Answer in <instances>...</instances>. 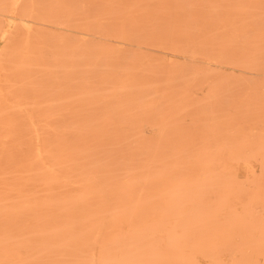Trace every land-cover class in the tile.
I'll list each match as a JSON object with an SVG mask.
<instances>
[{
	"label": "rangeland",
	"instance_id": "obj_1",
	"mask_svg": "<svg viewBox=\"0 0 264 264\" xmlns=\"http://www.w3.org/2000/svg\"><path fill=\"white\" fill-rule=\"evenodd\" d=\"M49 1L46 0L45 5V0L44 2L42 0L43 3L38 1L39 3L36 2L38 5L35 7L28 5L27 0H19L18 2L12 0L7 5L0 3V68L3 65L6 68V75L2 74L6 77L0 79V94L4 93L3 96H5L9 89L8 82L16 79V76L12 77L15 75L14 73L17 74V77L19 75L17 81L21 85L24 83L23 87L26 85L32 87L33 80L35 83L32 84L33 88L38 87L37 90L27 86L24 89L25 92H19L20 96L18 93H15V96L12 94L14 97L12 100L19 101L18 103L11 101L10 93L5 96L7 99L10 96L5 110L8 109L9 113V109L13 108L10 110L11 114L12 111L14 114L19 111V115L9 114V116L15 117L11 119L16 121V125H14L6 111L2 114V123L4 125L6 123V126H2L3 130H0V136L1 132L4 133V136L2 135L0 138V264H182V262L183 264H264V0H62L65 4L61 0L60 4L59 1L52 0L50 1L52 5ZM54 3L58 6L56 7ZM53 5L54 10L57 9L58 13L56 10L54 14ZM193 5L196 6L197 10ZM74 6L75 8H72ZM66 8L70 14L65 13ZM76 10L78 11L75 12ZM248 14H250L249 17L251 15L252 17L249 18ZM62 16H67L65 17L67 19ZM60 18L63 21L65 19V22ZM248 27L249 29H246ZM246 30L248 31L245 32ZM37 33L40 36L42 34L47 36L46 38L52 43L54 42L53 44L58 42L54 45L56 49L51 45V42L48 43L49 46L53 47L50 49L52 47L48 48L47 42H43L48 40L42 36L44 40L41 39V41L44 44H42L44 49L37 45L41 49H38V52L37 47L34 46L38 53L51 54V57L49 56L46 61L52 71H45L48 68V63H43L44 59L48 57L36 53L35 50L33 53L38 54L40 60L43 59V63H41L44 66L39 63L31 67L32 70L21 67L17 71L16 65L20 61L19 58L30 55V51L28 52L22 47V38L29 34L40 39L41 37ZM189 33H192L191 37L185 35H189ZM63 37L70 42L72 41L69 42L71 45L66 41L64 42ZM73 41H78L74 42L76 46L73 45ZM80 41L85 43H80L84 46L80 47L81 49L78 46ZM62 43L67 44V48L66 46L63 47V49H67V52L66 49L62 50L60 47ZM56 45H60L58 46L60 48ZM77 46L78 48H76ZM89 46L93 49L91 48V50ZM47 49L49 50L47 51ZM18 50L19 52H16ZM52 50L58 53L52 52ZM61 50L64 52L61 53ZM72 51L76 54L73 55L74 52ZM18 53L21 54L17 55ZM57 54L59 57L56 56ZM63 54H71L72 56L67 55L66 58ZM8 55H10V61H14L16 64L10 62L9 58L7 59ZM62 55L63 57H61ZM60 57L64 60L67 59L66 61L72 64L63 60L64 63L60 64ZM50 59L53 65L50 64ZM55 60L56 62L59 60L57 65H61L60 68L54 67ZM50 65L52 66L50 67ZM9 67L12 68L9 69ZM61 67H63L62 70ZM42 69H44L42 71L44 74L40 73ZM56 69L59 70L57 73L60 72L59 78L62 76L64 80L68 75L67 77L70 76L68 79L74 80V82L72 81L74 85L70 81L67 85L69 87L66 86L65 90L69 88L70 92L63 90L62 87V85L68 84L67 81L69 80H66L67 77L64 82L61 81L62 79H58L55 73ZM63 70L66 71L67 75ZM24 72L30 73L28 77L24 75ZM53 72L54 75L51 74ZM48 73L51 77L47 75ZM175 73L179 80L174 78ZM46 76L49 78L46 79ZM40 78L42 82L38 80ZM45 80L48 81L47 84ZM22 81L23 83H21ZM58 81L61 88L54 89L51 87V85H58ZM174 81L177 82L173 83ZM43 83L47 87L45 84L43 86ZM70 85L74 89L76 87L75 90H72L76 91L73 92L74 94L71 93ZM42 87L49 89L44 90L47 96L41 93ZM218 87L220 88L218 89ZM50 88H53L52 93L53 90L59 91L49 95ZM39 90L41 91L39 92ZM64 92L68 95L71 93L72 96L67 95L66 97L69 98H64V96L63 100L62 97L60 98V94ZM23 94H28L29 97ZM54 94L56 99L53 98ZM56 94H59L58 98ZM217 94L218 97L215 98ZM39 95H42L43 98ZM17 96L21 99L19 100ZM34 97L36 99L41 97L38 100L40 103L46 101H44L46 104L43 105L44 110H42L40 103L37 106ZM168 97L169 100H167ZM170 99H173L171 100L173 102ZM30 100L34 102L33 106L36 104L35 113H32L34 108L32 109L33 106H30L32 105ZM47 101L48 103L51 102L50 106ZM189 103H193L191 108ZM25 105H27V109ZM214 105L219 115H216L217 113L213 109ZM38 107L39 109H37ZM29 108L32 109V112L28 110ZM24 109L34 116L31 115L30 117V114ZM26 115L34 118L35 121L28 118L29 122L31 120L30 124L26 120ZM24 116L26 121L24 118L20 119ZM49 118L54 124L48 122ZM19 119L24 128L20 126ZM36 119L40 120H37V123L41 122L42 125L37 126ZM43 120L47 121L44 122ZM165 120L168 130L163 127ZM220 121L221 124H219ZM7 123L9 124L8 127ZM46 123L52 125L49 124V126ZM219 125L221 128L217 129ZM16 126L19 127V130ZM205 126L208 127L207 129L209 126L213 128L209 131ZM134 127L136 130L132 129ZM4 128H9L8 132ZM29 128H32L31 130L34 132L36 131V134L31 130H29L31 134L25 131L26 129L28 131ZM48 128L54 130L52 141L55 139L53 141L55 145L52 144V146H55V149H53L54 147L50 148L51 143H53L50 138L53 136ZM201 128L206 130L203 129V131ZM10 130L16 133L13 134ZM22 130L25 134L29 133L26 138H24L25 134ZM122 135L124 136L122 137ZM12 136H17L15 141H11L10 137ZM44 136L46 137L45 140ZM224 137L230 143L237 145V152H232L229 144L223 143V145L219 141L223 140ZM129 139L131 140L129 143L132 145L129 150H135L131 154L138 152L134 156L137 161L136 166H134L136 162L134 157L129 155L130 151H127L126 145L129 144L127 142ZM170 139H172V143L166 141ZM46 140H48L49 146H47ZM43 145L46 146L47 151H50L48 154H51L47 156L48 159H44L43 156L44 161H38L37 154L41 152L40 148L42 147V152L46 149L43 148ZM133 146L138 147V151ZM116 148L121 150L119 155L115 152ZM124 148H127L125 149L127 155L123 152ZM132 148L134 149L131 150ZM168 151L169 153L171 151L172 156L167 154ZM149 152L152 159L149 157ZM121 154L124 155L121 156ZM199 154L201 159H199ZM107 155H109L108 158ZM115 155L120 156L122 164L119 163V158ZM127 156L132 157L134 161L132 162L131 158L128 157L133 163V165H129L131 170L128 169L130 160L126 159ZM138 156L140 157L137 160ZM188 158V163H192L193 159L195 166L187 165L186 160ZM203 160L206 161L203 162ZM209 160L210 162H208ZM197 162L201 165L202 163L206 164L205 166L203 164L206 169H203ZM121 165L125 169L120 167ZM186 165L189 167L188 169ZM132 166L134 168L144 166L143 168L146 167L145 170L148 168L153 170L150 179V175L144 176L142 174L138 175L139 178L136 177L139 181L134 180L138 183L141 182L140 187H136L137 190L134 188L135 193L138 196L141 195L140 201L142 202L139 205L136 202L138 199H135L137 196H134L133 191L136 184L132 185L130 177H127L130 171L134 169ZM193 166L195 170L200 168L206 173L199 170L195 171ZM184 167L186 168L184 169ZM33 168L37 172L32 170ZM38 169L40 170L38 171ZM70 170L71 173L69 174ZM162 170H167V173L160 176L161 172L159 171ZM189 170L192 171L189 172ZM179 172L184 173V177H186V173H189L188 179L185 178L186 181L190 180V182L187 181L189 186L182 185V181L185 180L182 175L180 180L182 178L183 180L179 184L180 180L176 178L179 177ZM193 172L197 175L195 176ZM41 173L43 174L41 175ZM102 174L106 177L101 176ZM100 176L101 181H99ZM140 176H143L141 181ZM221 176L223 179L229 177L224 181L220 179ZM106 178L107 182L113 186L108 183L106 186ZM126 178L128 179L126 180ZM210 178H212L210 182L215 184H208L209 181L206 179ZM102 179H105L103 180L105 183H102ZM214 179L218 181H214ZM199 180L204 181L202 183ZM191 181L192 185L197 181L199 187L198 185L195 186L198 187L196 189L200 190L199 192H196L195 189L193 191L192 185L190 186ZM205 181L208 182L209 186L205 183V186L201 187L200 185H204ZM96 182L98 183L96 184ZM123 182L124 185L122 186ZM223 184L226 186L224 187ZM148 185L151 186L149 189ZM168 185L174 187V189L170 188L174 192L168 191L170 190L167 188ZM180 185L183 186L182 189L186 186L191 187L193 193L188 191L189 195H181L184 191L181 190ZM98 186H101L102 192L98 190ZM218 186L222 188L217 189ZM106 187L108 188L106 189ZM204 187L207 188L204 189ZM208 187H211L212 192ZM223 187L224 190L222 191ZM122 189L124 190L120 192ZM187 190L189 189L187 188ZM105 191L106 195L104 194ZM154 191L157 193V197ZM119 192L121 199L117 198ZM169 192L173 194L171 198ZM188 192L185 190V193ZM206 192H209L210 195ZM214 192H216V196ZM201 193H203L202 196H200ZM88 194L89 196H87ZM204 194L207 195L205 198L213 199V201L210 200L215 204H212V212L208 207V205L211 206L208 204L210 201H205L203 198L204 201L202 202ZM161 195H165L166 198L164 196L163 199ZM221 195L224 196L220 198V201L217 196L220 197ZM91 197L95 198L94 201ZM112 198L121 200H118L121 205L118 206V201L115 203ZM198 198L201 199V202ZM100 199L105 203L103 202V204ZM156 199L158 202L160 199L162 201L160 202L162 204H159V206L162 205L161 209H158L161 217L157 215L158 211L156 210L159 206ZM90 200L93 203L91 205L89 204ZM192 200L193 202H189ZM167 202L169 203L167 204ZM197 202H200L201 205ZM85 203L94 209L87 208L88 205ZM133 203L134 206L136 204L138 206H132ZM114 204L117 206L114 207ZM166 204L168 210L169 208L172 209V213L170 212L172 215L167 217L168 220L165 216H168L169 213L166 212L167 215L164 214L165 211L160 212L163 208L166 210ZM205 205H207L208 212L202 210L203 208L206 209ZM118 207L122 208L117 210ZM183 208L185 209L184 213ZM67 210L68 215H66ZM197 210L198 212H196ZM199 211L202 212L199 214ZM138 212L141 213L140 217ZM193 212L194 215L198 213L195 216L196 220H199L198 216L200 219L202 218L199 220L201 221L198 223L199 226L198 221H194ZM118 213L119 215L128 214L126 217L123 215L125 218H121L122 215L117 217L121 221V229L124 228L117 231L113 226L117 222L119 223L114 218ZM206 214L213 215L214 219L209 218ZM186 216L188 219H184ZM236 217V221L241 218L239 228L240 224L237 222V226L234 223L235 228L233 227ZM148 218L150 221H147ZM158 218L168 221L166 223V220H163L166 223L163 225V227L166 226L165 229H160L162 225H158L157 222L163 223V221ZM123 219L126 220L123 221ZM196 224L200 228V234L198 229L195 230ZM150 226L151 229H149ZM117 227L119 228V225ZM136 227L137 229H135ZM148 229L149 231H146ZM124 230L129 232H124ZM186 231L187 233H185ZM126 238L129 240L127 241ZM40 243L49 245L44 253H42L43 251L38 253L41 247ZM127 244L131 245L128 246ZM166 244L168 245L166 246ZM157 245L158 247H156ZM195 246H199V248L196 247L198 250L195 249ZM159 247H161L160 252L157 251ZM182 254H184V258L181 256Z\"/></svg>",
	"mask_w": 264,
	"mask_h": 264
},
{
	"label": "bare ground",
	"instance_id": "obj_2",
	"mask_svg": "<svg viewBox=\"0 0 264 264\" xmlns=\"http://www.w3.org/2000/svg\"><path fill=\"white\" fill-rule=\"evenodd\" d=\"M9 1H12V0H0V3H1L2 5H7V4L9 3ZM16 1L18 2L19 0H16ZM38 1H39V2L41 1V3L44 2V0H43V2H42V0H38ZM38 1H37V0H27V4H28V5H31L32 7H35L36 5H38L37 3H39ZM50 1H52V0H50ZM50 1H49V2H50ZM57 1H59V2H58L59 4L61 3L60 0H57ZM61 1H62V0H61ZM64 1H65V0H64ZM241 1H242V0H241ZM36 2H37V3H36ZM55 2H56V1H55ZM62 2H63V1H62ZM258 2H259V1H258ZM45 4H46V0H45V2H44V5H45ZM50 4H51V2H50ZM63 4H65V3L63 2ZM40 5H41V4H40ZM40 5H39V6H40ZM47 5H48V4H47ZM51 5H52V4H51ZM51 5H50V6H51ZM54 5H55V3H54ZM54 5L52 6V7H53L52 9H53V12H54V14H55L57 9L54 10ZM258 5H259V4H258ZM55 6L57 7L58 5H55ZM193 6H194V5H193ZM194 7L196 8V6H194ZM72 8H75V6L72 7ZM72 8H71V10H72ZM177 8H178V7H177ZM59 9L61 10V8H59ZM67 9H68V8L65 9V10H66L65 13L68 12ZM77 9H78V8H77ZM178 9H179V8H178ZM196 10H197V8H196ZM77 11H78V10H76L75 12H77ZM72 12H74V11H72ZM72 12H71V13H72ZM57 13H58V10H57ZM68 13L70 14V12H68ZM253 14H254V13H253ZM64 15H65V14H64ZM243 15H245V14H243ZM249 15H250V14H248V17H249ZM255 15H256V14H255ZM60 16H61V14H60ZM67 16H68V15H67ZM67 16H65V17H67ZM246 16H247V15H246ZM55 17H56V16H55ZM55 17H54V18H55ZM62 17H63V16H62ZM65 17H63V18H65ZM250 17H252V15H251ZM250 17H249V18H250ZM254 17H255V16H254ZM57 18H58V15H57ZM57 18H56V19H57ZM245 18H246V17H245ZM60 19H61V18H60ZM65 19H67V18H65ZM65 19H64V21H63L62 19H61V20H62L63 22H65ZM243 20H244V19H243ZM249 20H252V19H249ZM168 21H169V20H168ZM241 21H242V18H241ZM247 21H248V19H247ZM252 21H254V20H252ZM252 21H251V22H252ZM261 21H262V20H261ZM138 23H140V22H138ZM241 23H244V22H241ZM246 23H247V22H246ZM246 23H245V24H246ZM245 24H244V25H245ZM252 24H253V23H252ZM242 25H243V24H242ZM244 25H243V26H244ZM250 25H251V24H250ZM251 26H252V25H251ZM249 27H250V26H249ZM249 27L246 28V29H249ZM97 28H98V27H97ZM253 28H254V27H253ZM100 29H101V28H100ZM154 30H155V29H154ZM152 31H153V30H152ZM247 31H248V30H246L245 32H247ZM260 31H262V30H260ZM260 31H259V32H260ZM153 32H155V31H153ZM250 32H251V28H250ZM252 32H253V31H252ZM248 33H249V32H248ZM248 33H247V34H248ZM29 34H30V33H29ZM29 34L26 35V36H24V37L22 38V41H23V42H21V41H20V42L22 43V47H23L24 49L28 50V52L30 51V52H29L30 55H29V56L27 55L26 57L24 56L25 58H19L20 61H19V63L16 65V66H17V68H16L17 71L20 70L19 68H21V67H22L23 69H24V67L30 69V68L33 67L35 64H39V63H41V62L43 63V59L40 60L41 58L38 57V54L43 55V56L45 55V53H43V54H41V52L38 53L39 50H41V49L43 48V45H44L43 42H45V43L47 42V45H48V46H49L48 43L51 42V45H52L53 47H54L55 44L58 43L57 41H55V42H57V43L53 44L54 42L52 43V41H49V40L46 38L47 36H44V34H42V35L40 36V34L37 33V34L41 37V38L39 37L40 39H38L37 37L35 38V35H33V36H34V37H33V36L29 35ZM37 34H36V35H37ZM191 34H192V33H191ZM191 34L189 33V35H188V34H185V35L190 36ZM42 36H44V37L46 38V40H48V41H45L44 39H42ZM191 36H192V35H191ZM191 36H190V37H191ZM217 36H219V35H217ZM63 38H64V37H63ZM261 38H262V34H261ZM261 38H260V39H261ZM41 39L44 40V41L42 42ZM58 39H59V38H58ZM64 39H65V38H64ZM64 39H63V40H64ZM65 41H66V43H67V42H68V43L70 42L69 40H66V39L64 40V42H65ZM71 42H72V41H71ZM71 42H70V43H71ZM74 42H78V41H73V43H74ZM21 43H20V46H21ZM70 43H69V45H71ZM80 43H81V41L78 43L79 48H80V47H84V46H82L81 44H85V43H81V44H80ZM35 44H36V45H35ZM42 44H43V45H42ZM64 44H65V43H64ZM64 44L62 43L61 46H60V45H58V46L62 47V50H65V49L67 48V46H66L67 44H65V45H64ZM76 44H77V43H76ZM79 44H80L81 46H80ZM37 45H38L41 49H39V48L37 47ZM47 45H46V46H47ZM73 45H75V43H74ZM20 46H18L19 49H20ZM34 46L37 47V50L39 49L38 52H36V50L34 49V48H35ZM48 46H47V47H48ZM52 46H49L48 48H50V47H52ZM56 46H57V45H56ZM58 46H57V47H58ZM65 46H66V48L63 49V47H65ZM75 46H76V45H75ZM78 46H77L76 48H78ZM22 47H21V48H22ZM53 47L50 48V49H53ZM60 47H58V48H60ZM54 48H55V47H54ZM69 48H70V47H69ZM73 48H74V47H73ZM85 48H86V47H85ZM89 48H90V49H91V48L93 49V47H91V46H89ZM89 48H88V49H89ZM11 49H14V48H11ZM24 49H23V50H24ZM43 49H44V48H43ZM55 49H56V48H55ZM80 49H81V48H80ZM92 49H91V50H92ZM20 50H21V49H20ZM34 50H35V52L38 53V54H36L35 52L33 53ZM45 50H46V49H45ZM48 50H49V49H47V51H48ZM58 50H59V49H58ZM62 50H61V53L64 52V51L62 52ZM83 50H84V49H83ZM86 50H87V49H86ZM53 51H55V50H52V52H53ZM65 51L67 52V49H66ZM94 51H95V50H94ZM10 52H11V50H10ZM16 52H19V50L16 51ZM49 52H50V51H49ZM55 52L58 53L57 51H55ZM68 52H69V49H68ZM72 52H74V51H72ZM83 52H84V51H83ZM14 53H15V52H14ZM46 53H48V52H46ZM50 53H51V52H50ZM50 53H49V54H50ZM56 53H55V54H56ZM11 54H12V52H11ZM11 54H10V55H11ZM20 54H21V53H18L17 55H20ZM31 54H32V55H31ZM59 54H60V52H59ZM75 54H76V53L74 52L73 55H75ZM10 55H8L7 59L10 57ZM12 55H13V54H12ZM63 55H64V54H63ZM63 55H62L61 57H63ZM67 55H69V54H66V55H64V56H66V58H67ZM43 56H42V57H43ZM46 56H47L48 58H45V59H44V63H43V64L48 63L46 60L49 59V56L51 57V54H50V55H45V57H46ZM56 56L59 57L58 54H57ZM69 56L71 57L72 55L70 54ZM85 56H86V55H85ZM61 57H60V58H61ZM73 57H74V56H73ZM73 57H72V58H73ZM80 57H81V56H80ZM83 57H84V55H83ZM13 58H14V57H13ZM39 58H40V59H39ZM43 58H44V57H43ZM60 58H58V59H60ZM15 59H17V58H15ZM81 59H83V58H81ZM10 60H11V59L9 58V61H10ZM17 60H18V59H17ZM60 60H61V62H59V60L57 61V62H59L60 64H61V63H64V62H66V63L69 62V61H66L67 59L64 60V59L61 58ZM62 60H63L64 62H62ZM69 60H70V59H69ZM71 60H72V59H71ZM76 60H77V58H76ZM79 60H80V58H79ZM45 61H46V62H45ZM73 61H74V58H73ZM6 62H7V61H6ZM6 62H5V64H6ZM10 62L15 63L14 61H10ZM49 62H51L50 64H52L51 59H50ZM55 62H56V60L54 61V63H55ZM57 62H56V64H54V67L56 66L55 68L61 66V65L58 66L57 64H59V63H57ZM79 62H81V61H79ZM110 62H111V61H110ZM8 63H9V62H8ZM8 63H7V64H8ZM42 63H41V65H43ZM66 63H65V64H66ZM69 63H71V62H69ZM15 64H16V63H15ZM71 64H72V63H71ZM81 64H82V63H81ZM9 65H10V64H9ZM13 65H14V64H13ZM46 65H47V64H46ZM46 65H45V66H46ZM52 65H53V64H52ZM52 65H50V67H51ZM73 65H74V64H73ZM76 65H78V63H76ZM37 66H38V65H37ZM43 66H44V65H43ZM62 66L64 67L65 65H62ZM74 66H75V65H74ZM40 67H41V66H40ZM47 67H48V68H47ZM47 67H46L47 69H45L46 72H47V71L49 72V70L52 71V70L49 68V63H48V66H47ZM63 67H61V70H62ZM131 67H132V66H131ZM11 68H12V67H9V69H11ZM34 68H35V67H34ZM59 68H60V67H59ZM59 68H58V69H59ZM66 68H67V67H66ZM5 69H6V68L4 67V65L0 68V79H1V77H2V78L4 77V75H2V74H5V75H6V70H5ZM28 69H27V70H28ZM36 69H37V68H36ZM58 69L55 70V73L57 74L56 76H58V77H57L58 79H62V78H63L62 76H61V78H59V76H60L59 73H60V72L57 73V72L59 71ZM77 69H78V68H77ZM130 69H131V68H130ZM14 70H15V69H14ZM25 70H26V69H25ZM31 70H32V68H31ZM31 70H29V71H31ZM38 70H40V69H38ZM43 70H44V69H42L40 73H43V72H42ZM57 70H58V71H57ZM61 70H60V71H61ZM103 70H104V69H103ZM23 71H24V70H23ZM33 71H34V70H33ZM35 71L37 72V70H35ZM63 71L66 73L65 70H63ZM63 71H62V75H63ZM147 71H148V70H147ZM11 72H12V71H11ZM11 72H9V74H12V73H13V72H12V73H11ZM15 72H16V71H15ZM21 72H22V69H21ZM27 72H28V71H27ZM46 72H45V74H46ZM24 73H25V72H24ZM34 73H35V72H34ZM55 73L53 72V73H51V74L54 75ZM9 74H8V75H9ZM14 74H15V75H12V77H15V76H16V79L13 78V79H15V81H12V79H10L12 82H10V81L8 82V83H9V89L7 90V93H10V94H11L10 96H12V94H14V96H15V93H18L19 96H20V93H19V92H25L24 89H25L27 86H29L30 89L33 88V85H32V84H35V83H34V80H33V82H32V79H33V78L31 79V82H32L31 86H32V87H30V85H26L25 87H23V85H24L23 81L21 82V83H23V85H21V84L19 83V81H17V78L19 77V75H18V77H17V74H16V73H14ZM18 74H19V72H18ZM28 74H30V73H25L24 75H25V76L27 75L26 77H28ZM36 74H38V73H36ZM36 74H34V76H35ZM43 74H44V73H43ZM47 75H49V73H48ZM53 75H52V76H53ZM65 75H67V73H66ZM37 76H38V75H37ZM39 76H40V75H39ZM39 76H38V77H39ZM42 76H43V75H42ZM49 76L51 77V75H49ZM49 76H46V77H47L46 79H48ZM67 76H68V75H67ZM67 76H66V77H67ZM5 77H6V76H5ZM5 77H4V78H5ZM9 77H10V75H9ZM9 77H8V78H9ZM20 77H21V76H20ZM22 77H23V76H22ZM29 77H30V76H29ZM31 77H32V75H31ZM31 77H30V78H31ZM35 77H36V76H35ZM35 77H34V78H35ZM66 77H65V78H66ZM10 78H11V77H10ZM36 78H37V77H36ZM65 78H64V80H65ZM68 78H70V76L67 77L66 80H67ZM174 78H175V79L178 78V77H176V73H175ZM26 79H27V78H26ZM42 79H44V78H42ZM58 79H56V80H58ZM156 79H157V78H156ZM18 80H19V79H18ZM20 80H21V79H20ZM38 80H40V82H42V81H41V78L38 79ZM38 80H37V81H38ZM64 80L62 79L61 81L64 82ZM68 80H69V81H67L68 84H66V85L64 84L65 86L62 85L63 82L61 83L62 87L64 88L63 90L66 89V86L69 85L70 81H71L72 84H73V82H74V80H70V79H68ZM150 80H151V79H150ZM177 80H179V79H177ZM27 81H28V79H27ZM45 81H46V80H45ZM49 81H50V79H49ZM72 81H73V82H72ZM153 81H154V80H153ZM40 82H38V83H40ZM43 82H44V80H43ZM47 82H48V81H46V84H47ZM58 82H59V81H58ZM58 82H57V83H58ZM175 82H177V81H174L173 83H175ZM57 83H56V84H57ZM65 83H66V82H65ZM44 84H45V83H43L42 85L44 86ZM46 84H45V85H46ZM52 84H53V83H52ZM50 85H51V82H50ZM50 85H49V86H50ZM73 85H74V84H73ZM40 86H41V85H40ZM49 86H48V87H49ZM56 86H58V87H56ZM46 87H47V85H46ZM46 87H45V89H44L43 87H42L43 89L41 88V90H43L41 93H44V95H46V92H44V90H45V91L49 90V89L46 88ZM51 87H53L54 89H55V88L58 89V88L60 87V82L58 83V85H55V86H54V85H53V86L51 85ZM67 87H69V86H67ZM70 87H71V91L76 89V87H75V89H74V88L72 87V85H70ZM221 87H222V86H221ZM29 88H28V89H29ZM37 88H38V87H35V88H33V89H37ZM53 88H52V89H53ZM60 88H61V87H60ZM72 88H73V89H72ZM219 88H220V87H218V89H219ZM50 89H51V88H50ZM52 89H51L50 93H49V91H48V94H49V95L55 93L56 90H53L54 92L52 93ZM147 89H148V88H147ZM218 89H217V92H218ZM223 89H224V88H223ZM37 90H38V89H37ZM41 90H39V92H40ZM67 90L69 91V88H67ZM67 90H65V91H67ZM34 91H36V90H34ZM58 91H59V90H57L56 92L58 93ZM147 91H149V90H147ZM26 92H27V91H26ZM69 92H70V91H69ZM69 92H68V93H69ZM73 92H76V91H72L71 93H73ZM7 93H6V94H7ZM37 93H38V92H37ZM71 93H70V94H71ZM3 94H4V93H3ZM3 94H2V93L0 94V118H1V120H0V128H1V129H0V130H3V127L6 126V123H5V125H4V123H2V122H3V118H2L3 115H2V114L6 111V110H5V109H6V104H7L8 100H10V99H9L10 96H9L8 99H7V98L5 97L6 94H5V96H3ZM18 94H17V95H18ZM21 94H22V93H21ZM35 94H36V93H35ZM62 94H63V95H62ZM64 94H65V92H64V93H61V94H60V95H61L60 98L62 97V99H63L64 96H65L64 98H69L70 96H72V94H71V95H70V94H69V95H68V94H65V95H64ZM73 94H74V93H73ZM23 95H24V94H23ZM23 95H21V96H23ZM36 95H37V94H36ZM49 95H48V96H49ZM58 95H59V94H58ZM58 95L56 94V97H57ZM67 95H68L69 97H66ZM75 95H76V94H75ZM219 95H220V94H219ZM24 96L29 97L28 94H27V95H24ZM39 96L42 97V95H39ZM46 96H47V95H46ZM17 97H18V96H17ZM41 97H39V99H41ZM169 97H170V95H169ZM169 97H168L167 100H169ZM216 97H218V94H217V96H215V98H216ZM12 98H14V97H13V96L11 97V101H14V100H12ZM22 98H26V97H22ZM42 98H43V97H42ZM48 98H50V97H48ZM51 98H52V96H51ZM51 98H50V99H51ZM53 98L56 99V98H55V94H54V97H53ZM57 98H58V97H57ZM170 98H171V97H170ZM18 99L20 100L21 98L18 97ZM33 99H34V101H35V100L37 101V102H36V101H35V102H36V104H37V106H38V103H40V101H38L39 99H38V98L36 99L35 97H34ZM50 99H49V100H50ZM42 100H43V99H42ZM42 100H41V101H42ZM49 100H48V101H49ZM52 100H53V99H52ZM52 100H51V102H53ZM63 100H64V99H63ZM171 100H173V99H170V101H171ZM179 100H180V99H179ZM219 100H220V98H219ZM30 101H31V100H30ZM44 101H45V100H44ZM44 101H42V102L40 103V104L42 105V107H41V105H40V107L42 108V110H44V109H43V107H44L43 105L46 104V103H45L46 101H45V102H44ZM48 101H47V104L50 106V103H51V102L48 103ZM57 101H58V100H57ZM59 101H60V100H59ZM14 102H16V101H14ZM18 102H19V101H17L16 103H18ZM31 102H32V101H31ZM43 102H44V103H43ZM54 102H55V100H54ZM171 102H173V101H171ZM214 102L217 103L216 100H214ZM12 103H13V102H12ZM57 103H58V102H57ZM190 103H191V102H190ZM190 103H189V107L191 108V105L193 106V103H192V104H190ZM211 103H212V102H211ZM19 104H20V103H19ZM23 104H24V102H23ZM25 104H26V103H25ZM28 104H29V103H27V105H28ZM33 104H34V102H32V105H30V106L32 107ZM36 104H35V106H36ZM213 104H214V103H213ZM217 104H218V103H217ZM27 105H25V107H26ZM173 105H174V104H173ZM207 105H208V104H207ZM215 105H216V104H215ZM215 105H214V106H215ZM17 106H18V104H17ZM28 106H29V105H28ZM35 106L32 107V109L34 108L33 112H32V109H30L31 107H30L28 110H30L32 113H35V112H36V111H35V110H36V107H35ZM217 106H219V105H217ZM12 107H14V105H12ZM19 107H20V105H19ZM25 107H24V108H25ZM45 107H46V105H45ZM207 107H208V106H207ZM9 108H11V107H9ZM17 108H18V107H17ZM17 108H16V109H17ZM20 108H21V107H20ZM41 108H40V110H41ZM82 108H84V107H82ZM190 108H189V109H190ZM219 108H220V107H219ZM219 108L217 109L218 111H219ZM26 109H27V107H26ZM26 109H24V110H26ZM37 109H39V107H38ZM213 109H215V111H216V106H215ZM213 109H212V110H213ZM10 110H13V108L9 109V113H8V109H7L6 112L8 113V116H9V114H10V115L13 114V115L15 116V115H17V114L19 113V111H18V113H16V111L14 110V112H15L16 114H14L13 111H12V114H11ZM93 110H94V109H93ZM190 110H191V109H190ZM22 111H23V110H22ZM26 111H27V110H26ZM20 112H21V111H20ZM89 112H90V111H89ZM7 113H6V114H7ZM27 113L30 114V115H29L30 117H31V115H33V114L29 113V111H27ZM87 113H88V112H87ZM198 113H199V112H198ZM208 113H209V112H208ZM216 113H217L216 115H219V114H218L219 112L216 111ZM25 114H26V112H25ZM18 115H19V114H18ZM209 115H211V114H209ZM228 115H229V114H228ZM29 116L27 117V115H26L27 119L25 118V116L22 117V118H20V119H23V118H24V120L26 119V120L28 121V118H29V119H32V121H35V120H33L34 118H30ZM33 116H34V115H33ZM52 116H53V115H52ZM55 116H56V115H54V117H55ZM192 116H193V114H192ZM197 116H198V115H197ZM242 116H243V115H242ZM4 117H6V115H4ZM9 117H11L10 120L15 118V117L13 118V116H9ZM9 117H8V118H9ZM17 117H18V116H17ZM17 117H16V118H17ZM8 118H6V119H8ZM55 118H56V117H55ZM55 118H54V120H55ZM57 118H58V117H57ZM92 118H93V117H92ZM229 118H230V116H229ZM20 119H19V120H20ZM141 119H142V118H141ZM169 119H170V118H169ZM197 119L199 120L200 118L198 117ZM245 119H246V118H245ZM15 120H16V119H15ZM24 120H23V122L26 121V120H25V121H24ZM37 120H38V119H36V125L39 126V124H41V122H40V123H39V122L37 123ZM54 120H53V122H54ZM57 120H58V119H57ZM167 120H168V119H167ZM228 120H229V119H228ZM11 121H13V120H11ZM11 121H10V123H11ZM38 121H40V120H38ZM43 121L46 122L47 120H43ZM106 121H107V120H106ZM216 121H217V120H216ZM216 121H215V124L218 123V121H217V123H216ZM13 122H14V125H16V121H13ZM28 122H29V121H28ZM30 122H31V120H30ZM30 122H29V123H30ZM48 122H51V123H52V119H51V121H50V118H49ZM206 122H207V121H206ZM211 122H212V120H211ZM19 123H21L20 126H22V127L24 128V126L22 125L23 123H22L21 120H20ZM42 123H43V122H42ZM51 123H46V124L49 125V124H51ZM56 123H58V122H56ZM7 124H8V123H7ZM27 124H28V123H27ZM30 124H31V123H30ZM46 124H45V125H46ZM52 124H54V123H52ZM52 124H51V125H52ZM103 124H104V123H103ZM204 124H205V123H204ZM204 124H203V125H204ZM219 124H221V121H220ZM28 125H29V124H28ZM41 125H42V124H41ZM43 125H44V123H43ZM56 125H57V124H56ZM91 125H92V124H91ZM135 125H137V124H135ZM166 125H167V124H166V120H165V124H164V126H163V125H162V126L165 128ZM205 125H206V124H205ZM211 125H212V124H211ZM2 126H3V127H2ZM8 126H9V124L7 125V127H8ZM10 126H11V125H10ZM12 126H13V125H12ZM18 126H19V125H18ZM18 126H16V127H18ZM29 126H32V125H29ZM49 126H50V125H49ZM57 126H58V125H57ZM176 126H177V125H176ZM220 126H221V125H219V127H217V129H218V128H221ZM22 127H20V128L22 129ZM163 127H162V128H163ZM201 127H202V126H201ZM205 127H206V126H205ZM9 128H10V127H9ZM9 128H8V129H9ZM25 128H28V127L25 126ZM134 128H135V127H134ZM134 128H132V129H133V130H136V128H135V129H134ZM207 128H208V127H206V129H207ZM211 128H213V127L211 126ZM211 128H210V126H209V129H207V130L210 131ZM8 129H5V128H4V130H6L7 132H8ZM11 129H12V128H11ZM13 129L16 130L14 127H13ZM13 129H12V130H13ZM31 129H32V128H31ZM31 129L29 128L28 131H27V129H26L25 131H26V132H30L29 130H31ZM41 129H42V128H41ZM41 129H40V130H41ZM132 129H131V130H132ZM165 129L168 130L167 127H166ZM175 129H176V128H175ZM175 129H174V131H175ZM203 129L206 130L205 128H203ZM203 129L201 128V130H203ZM18 130H19V127H18ZM40 130H37V131L40 132ZM129 130H130V129H129ZM204 130H203V131H204ZM42 131H43V130H42ZM48 131H49L50 134H52V136H53V137L50 138L51 141H52V138H54V135H53V131H54V130H50V129L48 128ZM176 131H177V130H176ZM178 131H179V130H178ZM203 131H200V132H203ZM211 131H212V130H211ZM222 131H223V130H222ZM3 132H4V131H3ZM10 132H13V131L10 130ZM10 132H9V133H10ZM14 132H15V131H14ZM14 132H13V134H14ZM22 132H23V130H22ZM31 132H34V130H33V131L31 130ZM31 132H30V134H31ZM35 132H36V131H35ZM35 132H34V133H35ZM15 133H16V132H15ZM18 133H19V132H18ZM18 133H17V134H18ZM23 133H24V132H23ZM23 133H22V134H23ZM175 133H176V132H175ZM175 133H174V134H175ZM3 134H4V133H3ZM3 134H2V132H1V136H2ZM6 134H8V133H6ZM6 134H5V135H6ZM10 134H11V133H10ZM24 134H25V133H24ZM28 134H29V133H28ZM28 134H25V137H24V138H26V136H27ZM35 134H36V133H35ZM50 134H48V136H50ZM168 134H169V133H168ZM19 135H20V137H21V134H19ZM44 135H45V134H44ZM94 135H95V133H94ZM1 136H0V138H1ZM3 136H4V135H3ZM7 136H9V135H7ZM58 136H59V134H58ZM114 136H115V135H114ZM123 136H124V135H122V137H123ZM201 136H202V135H201ZM16 137H17V136H12V137H10L11 141H15V140H16ZM20 137H18V138H20ZM45 138H46V137L44 136V140H45ZM47 138H48V137H47ZM97 138H98V137H97ZM105 138H106V136H105ZM114 138H115V137H114ZM137 138H139V137H137ZM201 138H202V137H201ZM212 138H213V137H212ZM59 139H60V136H59ZM116 139H118V138H116ZM172 139H175V138L172 137ZM172 139H170V140H166V141H170V142H171ZM199 139H200V137H199ZM220 139H221V138H220ZM225 139H226V138L224 137L223 140H225ZM234 139H236V138H234ZM19 140H20V139H19ZM44 140H43V142H44ZM48 140H49V139H48ZM48 140H46L47 143L45 142V143L47 144V146H49ZM121 140H122V139H121ZM126 140H127V139H126ZM138 140H139V139H138ZM155 140H156V139H155ZM223 140L221 139V140H219V141H221L222 144H223V143H224V144H225V143L229 144V145L231 146L232 150H233L232 152H237V150H236V149H237V147H236L237 145H235V143H230L229 140H227V139L225 140V142H222ZM11 141H10V142H11ZM51 141H50V142H51ZM53 141H55V139H54ZM53 141H52V142H53ZM112 141H113V140H112ZM116 141H118V140H116ZM129 141H131V140L129 139L127 142L129 143ZM236 141H237V140H236ZM236 141H235V142H236ZM231 142H232V141H231ZM1 143H2V142H1ZM115 143H116V142H115ZM168 143H169V142H168ZM171 143H172V142H171ZM236 143H237V142H236ZM8 144H9V143H8ZM46 144H45V145H46ZM52 144H54V142L51 143L50 148H51V147H52V148L54 147L53 149H55L56 147H55V146H52ZM139 144H140V140H139ZM224 144H223V145H224ZM9 145H10V144H9ZM54 145H55V144H54ZM116 145H117V147H119L118 144H116ZM128 145H129V147H128ZM166 145H167V143H166ZM225 145H226V144H225ZM7 146H8V145H7ZM137 146H140V145H137ZM168 146L170 147L171 144L168 145ZM179 146H180V145H179ZM179 146H178V147H179ZM126 147L128 148L127 151L129 152V151H130L129 149L132 147V145L129 143V144L126 145ZM133 147L136 148V151H138V149H137L138 147H135V146H133ZM169 147H168V148H169ZM43 148H46V146L43 145ZM105 148H106V147H105ZM122 148H123V147H122ZM122 148H121V149H122ZM127 148H124V151H123V152H125V153H124L125 155H127V154H126V151H125V149H127ZM134 148H132L131 150H133ZM139 148H140V147H139ZM197 148H198V147H197ZM37 150H38V148L36 149V151H37ZM40 150H41V152H39V153L37 154V158H38L37 160H38V161H39V160H40V161H41V160L44 161V160L42 159V157L44 156L43 158L46 159L47 156H50L49 154H51V153L48 154V152H50V151H47V148L44 149L43 152H42V147L40 148ZM48 150H49V149H48ZM116 150H117V148H116ZM116 150H115V152L117 153V155H119L118 153H120L119 151H121V150H119V148H118L117 151H116ZM180 150H181V149H180ZM184 150H185V149H184ZM8 151H9V150H8ZM8 151H7V152H8ZM113 151H114V149H113ZM133 151H135V150H133ZM133 151H130V154H129V155H130V156L132 155V156L134 157L135 154L138 153V152H136L135 154H131ZM166 151H167V150H166ZM100 152H101V151H100ZM115 152H114V153H115ZM123 152H121V153H123ZM139 152H140V150H139ZM133 153H134V152H133ZM217 153H218V152H217ZM103 154H104V152H103ZM124 154H121V156L124 155ZM148 154H150V152H149ZM167 154L171 155V151H170V153H169V151H168ZM176 154H177V152H176ZM176 154H175V155H176ZM200 154H201V153H200ZM200 154H199V155H200ZM204 154H206V153L204 152ZM0 155H1V154H0ZM4 155H5V154H4ZM6 155H7V154H6ZM139 155H140V153H139ZM163 155H164V154H163ZM209 155H210V153H209ZM209 155H208V156H209ZM216 155H217V154H216ZM228 155H229V154H227V156H228ZM2 156H3V155H2ZM45 156H46V157H45ZM108 156H109V155H107V158H108ZM115 156H116V155H115ZM130 156H127L126 159L128 160V159H129L128 157H130ZM167 156H168V155H167ZM171 156H172V155H171ZM193 156H194V155H193ZM208 156H207V157H208ZM229 156H230V155H229ZM3 157H4V156H3ZM116 157H117V156H116ZM119 157H120V156H119ZM119 157H117V158H119ZM139 157H140V156H138L137 160L139 159ZM149 157H151V159H152L151 154L149 155ZM149 157H148V159H150ZM184 157H185V155H184ZM204 157H205V155H204ZM204 157H203V158H204ZM211 157H214V156L211 155ZM215 157H216V156H215ZM230 157H231V156H230ZM78 158H79V157H78ZM89 158H90V157H89ZM130 158H131V160H132V157H130ZM135 158H136V157H134V161H136ZM193 158H194V157H193ZM47 159H48V158H47ZM100 159H101V158H100ZM123 159H124V158H123ZM123 159H122V160H123ZM142 159H143V158H142ZM172 159H173V158H172ZM174 159H175V158H174ZM186 159H187V158H186ZM199 159H201V155H200ZM208 159H209V158H208ZM208 159H207V160H208ZM101 160H102V159H101ZM107 160H108V159H107ZM107 160H106V161H107ZM116 160H117V159H116ZM120 160H121V159L119 158V161H120ZM129 160H130V159H129ZM131 160L129 161V164L127 163V164H128V169L131 168V167L129 168V165H130V164L133 165L132 162H134V161L132 160V162H131ZM213 160L215 161L214 158H213ZM46 161H47V160H46ZM151 161H152V160H151ZM179 161H180V160H179ZM186 161H187V163H188V162H189V158H188V160H186ZM193 161H194V160L192 159V163H188L187 165H190V164L194 165L195 162H193ZM205 161H206V160H203V162H205ZM36 162H37V161H36ZM47 162H48V161H47ZM107 162H108V161H107ZM121 162H122V161H120L119 163L122 164L123 162H122V163H121ZM127 162H128V161H127ZM142 162H143V161H142ZM149 162H150V161H149ZM208 162H210V160H209ZM39 163H40V162H39ZM41 163H42V162H41ZM45 163H46V162H45ZM78 163H79V162H78ZM136 163H137V161L134 163V166H136ZM197 163H198V165L200 164L199 162H197ZM212 163H213V162H212ZM55 164H56V163H55ZM143 164H144V163H143ZM143 164H142V165H143ZM150 164H151V163H150ZM154 164H155V163H154ZM154 164H153V165H154ZM165 164H166V163H165ZM203 164H204V163H202V165L200 164V166H202L203 169H204V168H205L204 166H205L206 164H204V166H203ZM123 165H124V164H123ZM187 165H186V167H187ZM16 166H17V165H16ZM34 166H35V165H34ZM64 166H65V165H64ZM118 166H119V165H118ZM165 166H166V165H165ZM194 166H195V165H194ZM194 166H193V167H194ZM196 166H197V165H196ZM200 166H198V167H200ZM42 167H44V166H42ZM120 167L123 168L122 165H121ZM132 167H133V166H132ZM143 167H144V166H143ZM143 167H141V168H140L139 166H137L136 168L133 167L134 169H133L132 171H130L131 169L129 170V171H130L129 175H128V173H126V174L128 175V176H127V175H126V176H127V177H130V181L132 182V185H133V184H136V186L133 187L134 196H135V197L137 196V197H139V198H137V197L135 198L134 196H133V197H134L135 199H138V201H136V202H138V203H137L138 205H139V203L141 204V202H142V201H140V200H141V197H140L141 195L138 196L137 193H135V191L137 190L138 187H140L139 184H141V182L138 183L137 181H134V180L136 179V177L139 178L138 175H142V174H144V176H147V175L149 176V175L152 173V171H153L151 168H148V169L145 170L146 167H145V168H143ZM153 167H154V166H153ZM178 167H179V166H178ZM186 167H184V169H185ZM35 168H36V167H35ZM38 168H39V167H38ZM87 168H88V167H87ZM94 168H95V167H94ZM96 168H97V167H96ZM104 168H105V167H104ZM111 168H112V167H111ZM122 168H121V169H122ZM188 168H189V167H187V169H188ZM191 168H192V167H191ZM7 169H8V168H7ZM43 169H44V168H43ZM63 169H64V168H63ZM109 169H110V168H108V170H109ZM123 169H125V168H123ZM128 169H127V172H128ZM153 169H154V168H153ZM196 169H197V167H196ZM205 169H206V168H205ZM32 170H34L35 172H37V170L34 169V168H33ZM39 170H40V169H38V171H39ZM110 170H111V169H110ZM192 170H193V168H192ZM192 170H189V172L192 171ZM194 170H195V167H194ZM198 170L204 172V170H200V168H199ZM198 170H195V171H198ZM34 171H33V172H34ZM64 171H65V170H64ZM72 171H74V170H72ZM88 171H89V170H88ZM93 171H94V170H93ZM187 171H188V170H187ZM187 171H186V172H187ZM40 172H41V171H40ZM58 172H59V171H57V173H58ZM89 172H90V171H89ZM159 172H161V173H160V176H161V175L163 176V175H165V174L167 173V170H162V171H159ZM207 172H208V170H207ZM57 173H56V174H57ZM59 173H60V172H59ZM61 173H62V170H61ZM70 173H71V170H70L69 174H70ZM179 173H180V172H179ZM197 173H198V172H197ZM201 173H202V172H201ZM204 173H206V172H204ZM10 174H11V173H10ZM32 174H33V173H32ZM42 174H43V173H41V175H42ZM72 174H73V173H72ZM175 174H176V173H175ZM183 174H184V173H183ZM183 174L180 173L179 177H178V176L176 177V178H178L177 180H180V178H181L180 176H181V175H182V177H184ZM186 174H187V175H186ZM186 174H185L186 177H184V179H185V178L188 179L187 177H189V176H188L189 173H186ZM193 174H194V172H193ZM24 175H25V174H24ZM33 175L36 176V174H33ZM52 175L54 176V174H52ZM60 175H61V174H60ZM110 175H111V174H110ZM110 175H109V176H110ZM154 175H155V173H154ZM154 175L152 174V176H154ZM194 175L196 176L197 174L195 173ZM35 176H34V177H35ZM87 176H88V175H87ZM101 176L106 177V176L103 175V174H102ZM101 176H100V180H99V181H101ZM109 176H108V177H109ZM8 177H9V176H8ZM32 177H33V176H32ZM34 177H33V178H34ZM42 177H43V176H42ZM69 177H70V176H69ZM118 177H119V175H118ZM118 177H117V178H118ZM141 177H142V178H141ZM193 177H194V176H193ZM219 177H220V176H219ZM221 177H222V176H221ZM224 177H226V176H224ZM228 177H229V176H228ZM228 177H227V179H228ZM112 178H113V177H112ZM112 178H111V179H112ZM150 178H151V175H150L149 179H150ZM155 178H156V177H155ZM194 178H195V177H194ZM57 179H58V178H57ZM111 179H110V180H111ZM115 179H116V178H115ZM118 179H119V178H118ZM118 179H116V180H118ZM127 179H128V178H126V180H127ZM141 179H143V176H140V181H141ZM186 179L184 180L185 182L182 181V185H184V186H185V185H188L189 182H190V180H187V181H189V182H187ZM211 179H212V178H210V179H206V180L209 181V183L207 182L209 185H210V183H211V184L214 183V182H210ZM218 179H219V178H218ZM220 179H221V180H224V181L227 180L226 178H225L226 180L223 179V177L220 178ZM54 180H55V179H54ZM70 180H71V179H70ZM103 180H105V179H102V183H105ZM126 180H125V181H126ZM136 180H138V179H136ZM177 180H176V181H177ZM181 180H183V178H182ZM181 180H180V183L178 182L179 184H181ZM192 180L194 181L193 178H192ZM215 180L218 181L217 179H214V181H215ZM111 181H112V180H111ZM133 181H134L135 183H134ZM138 181H139V180H138ZM151 181H152V180H151ZM203 181H204V180H201V181L199 180V182H202V183H203ZM219 181H220V180H219ZM224 181H222V182L224 183ZM5 182H6V181H5ZM53 182H54V181H53ZM90 182H91V181H90ZM126 182H127V181H126ZM169 182H170V181H169ZM169 182H168V184H170ZM196 182H197V181H196ZM196 182H195V183L193 182L194 184L192 185V181H191L190 186L192 185L193 191L196 190V192H199L200 190H197V189H196V188L199 187V185H198ZM54 183H56V182H54ZM97 183H98V182H96V184H97ZM107 183H108V182H107V178H106V186H107ZM183 183H185V184H183ZM202 183H201V184H202ZM205 183H206V181L204 182V185H200V186H201V187L205 186ZM207 183H206V184H207ZM219 183H220V182H219ZM51 184H52V183H51ZM90 184H91V183H90ZM94 184H95V182H94ZM108 184L110 185L111 183L109 182ZM137 184H138V186H137ZM145 184H146V183H145ZM147 184H148V183H147ZM149 184H150V182H149ZM151 184H152V183H151ZM172 184H173V183L171 182V185H172ZM208 184H207V185H208ZM214 184H215V183H214ZM225 184H226V182H225ZM54 185H55V184H54ZM98 185H99V184H98ZM111 185H112V184H111ZM123 185H124V182H123L122 186H123ZM195 185H196V186L198 185V187H196ZM209 185H208V186H209ZM220 185L222 186V184H220ZM112 186H113V185H112ZM180 186H181V185H180ZM188 186H189V185H188ZM188 186L184 187V189H182L183 186H181V190L184 191V192H183V191H180V192H183V193H181V195L183 194V195H186V196H187V194H188V195L190 194L188 191L191 192V191H192V190H191L192 188H191V187L189 188ZM193 186H195V187H193ZM214 186H216V185H214ZM223 186H224V184H223ZM225 186H226V185H225ZM225 186H224V187H225ZM91 187H92V186H91ZM98 187H99V186H98ZM98 187H97V188H98ZM100 187H101V186H100ZM100 187H99V188H100ZM109 187H110V186H109ZM127 187H128V186H127ZM127 187H125L126 190H127ZM136 187H137V188H136ZM150 187H151V186H150ZM150 187H149V185H148V189H149ZM224 187H223L222 191L224 190ZM99 188H98L99 191H101L102 188L104 189L103 185H102V188H100V189H99ZM107 188H108V187H106V189H107ZM111 188H112V187H111ZM111 188H110V189H111ZM134 188H135L136 190H135ZM167 188H169V189H170V188L174 189L173 186H170V187H169V185H168ZM185 188H186V189H185ZM187 188H188L189 190H187ZM205 188H207V187H204V189H205ZM208 188H209V187H208ZM210 188H211V187H210ZM210 188H209V189H210ZM219 188H222V187H219V186H218L217 189H219ZM229 188H230V187H229ZM236 188H237V187H236ZM48 189H49V188H48ZM139 189H140V188H139ZM143 189H144V188H143ZM154 189H155V188H154ZM179 189H180V188H179ZM194 189H195V190H194ZM49 190H50V189H49ZM51 190H52V189H51ZM91 190H92V189H91ZM98 190H97V191H98ZM123 190H124V189H122L120 192H122ZM167 190H168V189H167ZM185 190H186L188 193H185ZM202 190H203V189H202ZM206 190H208V189H206ZM210 190H211V189H210ZM233 190H234V187H233ZM102 191H103V190H102ZM102 191H101V192H102ZM140 191H141V189H140ZM144 191H145V189H144ZM168 191H173V190L170 189V190H168ZM193 191H192V193H193ZM203 191H204V190H203ZM46 192H48V191H46ZM120 192L118 193V197H117V198H119ZM142 192H143V191H142ZM163 192H165V191H163ZM163 192H162V194H164ZM173 192H174V191H173ZM173 192H172V193H173ZM209 192H210V191H209ZM209 192H206V193H208V195H210ZM211 192H212V190H211ZM232 192H233V191L231 190V193H232ZM97 193H98V192H97ZM105 193H106V191L104 192V194H105ZM109 193H111L110 190H109ZM144 193H145V192H144ZM144 193H143V194H144ZM154 193H155V191H154ZM184 193H185V194H184ZM192 193H191V194H192ZM215 193H216V192H214V195L216 196ZM95 194H96V193H95ZM101 194H103V193H101ZM121 194H122V193H121ZM156 194H157V193H155V196H156ZM169 194H170V192H169ZM199 194H200V193H199ZM199 194H198V196H199ZM219 194H220V193H219ZM51 195H52V194H51ZM97 195H98V194H97ZM99 195H100V194H99ZM105 195H106V194H105ZM122 195H123V194H122ZM144 195H145V194H144ZM171 195H173V194H170V196H169L170 198H171ZM194 195H195V194H194ZM196 195H197V193H196ZM202 195H203V193H201L200 196H202ZM217 195H218V193H217ZM87 196H89V194H88ZM125 196H126V195H125ZM164 196H165V195H164ZM164 196L161 195L162 198H163ZM186 196H184V197H186ZM191 196H192V195H191ZM206 196H207V195L204 194V196L202 197V202L204 201L203 198H205ZM223 196H224V195H223ZM223 196H222V195H221L220 197L217 196V198L220 199V198L223 197ZM52 197H54V196L52 195ZM61 197H62V196H61ZM96 197H97V196H96ZM110 197H111V194H110ZM110 197H109V198H110ZM156 197H157V196H156ZM208 197H209V196H208ZM6 198H7V197H6ZM91 198H92V197H91ZM105 198H106V197H105ZM123 198H124V195H123ZM125 198H126V197H125ZM165 198H166V196H165ZM170 198H169V199H170ZM200 198H201V197H200ZM21 199H22V198H21ZM92 199H93V198H92ZM92 199H91V200H92ZM94 199H95V198H94ZM94 199H93V201H94ZM103 199H104V198H103ZM112 199H113V198H112ZM119 199H121V198H119ZM119 199H118V200H119ZM163 199H164V198H163ZM198 199H199V198H198ZM91 200L89 201V202H90V203H89L90 205L93 204V203H91V202H92ZM100 200H101V199H100ZM106 200H107V199H106ZM118 200H116V198H115V200L113 199V201H114L115 203H117L116 201H118ZM122 200H123V199H122ZM156 200H157V199H156ZM172 200H173V199H172ZM199 200H200V202H201V199H199ZM206 200H207L208 202H209L210 200L213 201V199H207V198H205V201H206ZM1 201H3V200H1ZM10 201H11V200H10ZM42 201H43V200H42ZM78 201H79V203H80V200H78ZM101 201H102V200H101ZM119 201H121V200H119ZM119 201H118V203H117V204H119L118 206L121 205V204H120L121 202H119ZM139 201H140V202H139ZM211 201H210V203L206 202V203H208V204H211V206H209V205L207 204L208 207L210 208V211H211L212 208H213V207H212V204L215 205V204L212 203ZM215 201H216V200H215ZM220 201H221V199H220ZM224 201H225V200H224ZM32 202H33V201H32ZM44 202H45V200H44ZM56 202H57V201H56ZM81 202H82V201H81ZM103 202H104V201H102V203H103ZM114 202H113V203H114ZM134 202H135V201H134ZM157 202H158V200H157ZM157 202H156V204H157ZM160 202H162L161 199H160ZM160 202H158V206H159V204H162V203H160ZM163 202H164V201H163ZM169 202H170V201H169ZM169 202H167V204H168ZM189 202H193V200H192V201H189ZM200 202H197V203H199V204L201 205ZM226 202H228V201H226ZM40 203H41V202H40ZM100 203H101V202H100ZM102 203H101V205H102ZM104 203H105V202H104ZM104 203H103V204H104ZM122 203H123V202H122ZM165 203H166V202H165ZM184 203H186V202H184ZM215 203H216V202H215ZM23 204H24V203H23ZM38 204H39V203H38ZM38 204H37V205H38ZM81 204H82V203H81ZM85 204L88 205L87 208L90 207V209H92V208H91L92 206H90L88 203H85ZM135 204H136V203H135ZM137 204H136L135 206H138ZM167 204H166V207H165V205H164V207H165L166 210H168V208H167L168 205H167ZM216 204L218 205V203H216ZM78 205H79V204H78ZM106 205H107V203H106ZM183 205H184V204H183ZM207 205H205V206H206V209L203 208L202 210L207 211V209H208V208H207ZM55 206H56V205H55ZM66 206H67V205H66ZM115 206H117V205L114 204V207H115ZM132 206H134V203H133ZM135 206H134V207H135ZM161 206H162V205H161ZM161 206H159V207L157 208L156 211H158L159 208L161 209ZM181 206H182V205H181ZM205 206H204V207H205ZM4 207H5V206H4ZM64 207H65V206H64ZM93 207H94V206H93ZM104 207H105V206H104ZM183 207H185V206H183ZM211 207H212V208H211ZM39 208H40V207H39ZM67 208H68V207H67ZM70 208H71V207H70ZM121 208H122V207H120V208L118 207V209H117V208H116V209L119 210V209H121ZM173 208H174V207H173ZM62 209H63V208H62ZM93 209H94V208H93ZM93 209H92V210H93ZM138 209H139V208H138ZM174 209H175V208H174ZM174 209H173V211H174ZM183 209H184V208H183ZM215 209H216V208H215ZM34 210H35V209H34ZM39 210H40V209H39ZM92 210H91V211H92ZM117 210H116V211H117ZM166 210H164V208H163L162 210H160V212H161V211H165L164 214H165L166 212L169 213V215L166 213L168 216H165V215H164L166 218H167V217L169 218L170 215H172V214H170V212H171L172 209L169 208L168 211H166ZM3 211H4V210H3ZM122 211H123V209H122ZM6 212H7V211H6ZM6 212H5V213H6ZM27 212H28V211H27ZM27 212H26V213H27ZM105 212H106V211H105ZM118 212H119V211H118ZM120 212H121V211H120ZM120 212H119V213H120ZM124 212H127V210H126V211L124 210ZM154 212H155V211H154ZM174 212L176 213V211H174ZM184 212H185V209H184L183 213H184ZM196 212H198V210H197ZM196 212H195V213H196ZM200 212H202V211H199V214H200ZM207 212H208V211H207ZM211 212H212V211H211ZM119 213H118V215H119ZM157 213H158L157 215H159V211H158ZM162 213H163V212H162ZM162 213H161V215H162ZM171 213H172V212H171ZM37 214H38V213H37ZM51 214H52V213H51ZM75 214H76V213H75ZM75 214H74V215H75ZM88 214H89V213H88ZM90 214H91V213H90ZM90 214H89V215H90ZM125 214H126V215H124V214L122 213V214H121L122 216H121V215H119V216L117 215V216H115L114 218H116V220H118L117 217H120V216H121V218H123L124 216L126 217L128 213H125ZM138 214H139V212H138ZM196 214H198V213H196ZM196 214L194 215V212H193V214H192V215H193V218H195V216H197ZM209 214H212V213L209 212ZM53 215H54V214H53ZM63 215H64V214H63ZM66 215H68V210H67V214H66ZM79 215H80V214H79ZM86 215H87V214H86ZM123 215H124V216H123ZM140 215H141V213L139 214V217H140ZM206 215H207V214H206ZM80 216H82V214H81ZM162 216H163V215H162ZM207 216H209V218H210V217H211V218L214 217L213 215H207ZM20 217L22 218V216H20ZM67 217H68V216H67ZM67 217H66V218H67ZM101 217H102V216H101ZM125 217H124V218H125ZM158 217H161V216L159 215ZM186 217H187V216H186ZM186 217H185V218L183 217V218H184V219H188V217H187V218H186ZM21 218H20V219H21ZM39 218H40V217H39ZM41 218H42V217H41ZM69 218H70V215H69ZM74 218H75V217H74ZM88 218H89V217H88ZM91 218H93V217L91 216ZM153 218H154V217H153ZM168 218H167V220H168ZM191 218H192V216H191ZM193 218H192V219H193ZM197 218H199V220H202V218L200 219L199 216H198ZM84 219H85V217H84ZM158 219H160V220H162V221L164 220V219H161V218H158ZM213 219H214V218H213ZM35 220H36V219H35ZM68 220H69V219H68ZM74 220H75V219H74ZM91 220H92V219H91ZM119 220H120V219H119ZM119 220H118V221H119ZM121 220H122V219H121ZM124 220H126V219H123V221H124ZM165 220H166V219H165ZM165 220H164V221H165ZM167 220H166V223H168ZM195 220H196V218L194 219V221H195ZM199 220H196V221H198L197 224H198L199 222H201V221H199ZM236 220H237V217L235 218L234 222L232 221V222H233V227L235 226L234 223L237 222L238 224H240V225L238 226V228H239V227L241 226V218H239V220H238L239 222L236 221ZM89 221H90V220H89ZM99 221H100V220H99ZM113 221H114V219H113ZM147 221H150V219L148 218ZM155 221H156V217H155ZM157 221H158V220H157ZM164 221H163V223H160V221L157 222L158 225H160V226L162 225L161 228H160V226H157V225H156V227H158V228H160V229H162V228L165 229L166 226L163 227V225L166 224ZM196 221H195V222H196ZM67 222H68V221H67ZM90 222H92V221H90ZM120 222H121V221H119V223H120ZM125 222H126V221H125ZM11 223H12V222H11ZM74 223H75V225H76V221H75ZM114 223H115V221H114ZM119 223L117 222V224L119 225V228L117 227V226H118L117 224H115V225L113 226L114 228H116L117 231H118V229H121V226H120L121 223H120V224H119ZM159 223H160V224H159ZM164 223H165V224H164ZM193 223H194V222H193ZM237 223H236V226H237ZM15 224H16V223H15ZM79 224H80V223H79ZM82 224H83V223H82ZM86 224H87V223H86ZM96 224H97V223H96ZM99 224H100V223H99ZM125 224H127V223H125ZM197 224L195 225V226H196L195 230H196V229H198V230L200 229L199 227H197ZM68 225H69V224H68ZM101 225H102V224H101ZM147 225L149 226V224H147ZM136 226H137V225H136ZM145 226H146V225H145ZM145 226H144V227H145ZM151 226H152V225H151ZM151 226H150L149 229H151ZM198 226H199V224H198ZM62 227H63V226H62ZM102 227H103V225H102ZM176 227L178 228V226H176ZM229 227H230V226H229ZM231 227H232V226H231ZM233 227H232V228H233ZM234 228H235V227H234ZM123 229H124V228H123ZM123 229H121V230H123ZM135 229H137V227H136ZM149 229L146 230V231H149ZM229 229H230V228H229ZM73 230H74V229H73ZM127 230H128V228H127ZM127 230H124V232L127 231ZM168 230H169V228H168ZM198 230H197V231H198ZM230 230H232V229H230ZM234 230H236V229H234ZM238 230H239V229H238ZM238 230H236V231H238ZM127 232H129V231H127ZM231 232H232V231H231ZM62 233H63V232H62ZM185 233H187V231H186ZM185 233H184V236L186 235ZM228 233H229V232H228ZM234 233H235V231H234ZM167 234H169V233H167ZM195 234H197V233H195ZM199 234H200V230H199ZM42 235H43V234H42ZM45 235H46V234H45ZM113 235H114V234H113ZM208 235H209V234H208ZM108 236H109V235H108ZM114 236H115V235H114ZM127 236H128V235H127ZM129 236H130V235H129ZM166 236H167V235H166ZM194 236H195V235H194ZM204 236H205V235H204ZM95 237H96V236H95ZM198 237H201V236H198ZM198 237H197V238H198ZM107 238H108V237H107ZM124 238H125V236H124ZM127 238H128V237H127ZM127 238H126V240H127ZM194 238H196V237H194ZM73 239H74V238H73ZM94 239H95V238H94ZM94 239H93V240H94ZM121 239H122V237H121ZM124 240H125V239H124ZM126 240H125V241H126ZM128 240H129V239H128ZM128 240H127V241H128ZM166 240H167V239H166ZM107 241H108V240H107ZM108 242H109V241H108ZM129 242H130V241H129ZM167 242H169V241H167ZM95 243H96V242H95ZM126 243H127V242H126ZM99 244H100V243H99ZM107 244H108V243H107ZM133 244H134V243H133ZM40 245H41V247L39 248V252H38V253H40V252H42V251H43L42 253H44V252H45V249H46L47 247H49V245H45L44 243H40ZM73 245H74V242H73ZM84 245H85V244H84ZM118 245H119V244H118ZM124 245H125V243H124ZM127 245H128V244H127ZM130 245H131V244H129L128 246H130ZM150 245H151V244H150ZM167 245H168V244H166V246H167ZM69 246H70V245H69ZM74 247H75V246H74ZM77 247H78V246H77ZM79 247H80V246H79ZM111 247H112V246H111ZM118 247H119V246H118ZM122 247H123V246H122ZM156 247H158V245H157ZM196 247L199 248V246H195V249L198 250V248H196ZM200 247H201V246H200ZM119 248H120V247H119ZM129 248H130V247H129ZM132 248H133V247H132ZM135 248H136V247H135ZM165 248H166V247H165ZM75 249H77V248H75ZM78 249H79V248H78ZM98 249H99V248H98ZM151 249H152V248H151ZM159 249H161V247L157 248V251H159ZM195 249H194V250H195ZM71 250H73V249H71ZM71 250H69V251H71ZM83 250H84V249H83ZM83 250H82V251H83ZM110 250H111V249H110ZM122 250H123V249H122ZM196 250H195V251H196ZM108 251H109V250H108ZM120 251H121V250H120ZM130 251H131V250H130ZM133 251H134V248H133ZM78 252H79V251H78ZM83 252H84V251H83ZM159 252H160V251H159ZM71 253H72V252H71ZM128 253H129V252H128ZM183 253H184V251H183ZM107 254H108V252H107ZM153 254H154V253H153ZM153 254H152V255H153ZM169 254H170V253H169ZM178 254H179V253H178ZM78 255H79V254H78ZM80 255H81V253H80ZM97 255H98V254H97ZM99 255H100V254H99ZM119 255H121V254H119ZM101 256H102V254H101ZM115 256H116V255H115ZM122 256H123V255H122ZM153 256H154V255H153ZM156 256H157V255H156ZM181 256L184 258V254H182ZM79 257H80V256H79ZM101 258H102V257H101ZM113 258H114V257H113ZM183 258H182V260H183ZM33 259H34V258H33ZM159 259H160V258H159ZM96 260H97V259H96ZM112 260H113V259H112ZM118 260H119V259H118ZM169 260H170V259H169ZM48 261H49V260H48ZM183 261H184V260H183ZM93 262H94V261H93ZM100 262H101V261H100ZM107 262H108V260H107ZM122 262H123V261H122ZM122 262H121V263H122ZM181 262H182V261H181ZM90 264H91V263H90ZM114 264H116V263H114ZM123 264H125V263H123ZM182 264H183V262H182Z\"/></svg>",
	"mask_w": 264,
	"mask_h": 264
}]
</instances>
